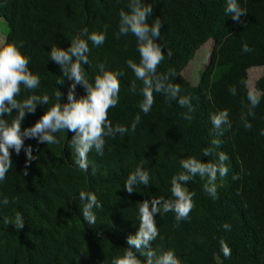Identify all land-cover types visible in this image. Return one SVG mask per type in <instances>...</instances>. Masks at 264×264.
<instances>
[{
	"label": "trees",
	"instance_id": "obj_1",
	"mask_svg": "<svg viewBox=\"0 0 264 264\" xmlns=\"http://www.w3.org/2000/svg\"><path fill=\"white\" fill-rule=\"evenodd\" d=\"M153 8V18L161 21L157 43L172 51L157 65V72L173 69V83L180 86L192 105L191 120L183 119L187 110L175 100L166 101L153 92V104L148 112H140L142 97L129 91L136 80L125 61H139L135 37L131 34L116 38L118 11L127 10V0H0V18L8 25L5 42H22L21 53L29 59L28 68L40 78L37 89L25 90L28 95L48 94L58 88L66 100L69 81L56 84L59 66L48 59L54 44L66 48L71 36L82 28L88 32H103L102 45L88 43L89 65L85 75L91 81L96 65L104 63L108 70L121 71L118 103L107 110L113 124L128 127L137 115L140 121L134 131L123 136L105 137L104 153H88L87 172L73 165L72 133H56L58 143L37 144L35 139L24 140L32 146L37 157L23 175L25 155L23 147L16 155L10 149L11 167L0 183V196H7L9 204L0 206V264H109L111 257L127 247L126 238L135 233L138 220L136 205L151 197L169 198L170 177L180 171L179 159L188 156L202 162L213 160L216 152L228 156V174L217 179V196L213 199L202 190L198 176L187 184L193 208L186 220L176 223L173 213L154 217L158 236L154 249L171 248L181 264H264V95L246 117L251 124L245 129L240 120L247 111L246 91L248 71L264 67V0H238L246 10L242 23L224 15L225 0H145ZM209 41L215 42L208 63L202 67L198 85L193 86L183 75L196 53ZM247 43L249 53L241 51ZM165 49H162L164 51ZM236 87V95L228 88ZM256 89L264 93V77L256 82ZM82 86L75 88V98L84 95ZM47 105H37L33 114H26L21 130L30 127L43 114ZM228 110L230 127L218 134L212 128L209 114ZM15 114V110H13ZM223 127V126H222ZM213 147L209 157L202 150ZM142 160L149 171L150 184L137 185L129 194L123 188L128 173ZM238 178L233 180L232 176ZM79 189L95 192L101 203L94 209L96 223L88 225L80 215V201L75 199ZM13 197L15 198L13 202ZM73 197V198H72ZM16 213L24 225L16 230L5 219ZM227 223L230 229L221 227ZM220 241L230 249L225 257Z\"/></svg>",
	"mask_w": 264,
	"mask_h": 264
},
{
	"label": "clouds",
	"instance_id": "obj_2",
	"mask_svg": "<svg viewBox=\"0 0 264 264\" xmlns=\"http://www.w3.org/2000/svg\"><path fill=\"white\" fill-rule=\"evenodd\" d=\"M224 15L231 16L234 22L242 23L241 17L246 14V10L239 6L238 0H225ZM127 10L118 11V31L114 33L116 38L131 34L135 37V50L139 55V61L132 59L125 61L128 69L131 70L136 80L141 82L139 89L136 88L135 81L130 84L129 91L139 93L142 99L138 107L145 115L150 111L153 104V92L162 94L166 101L175 100L176 104L187 111L182 114L183 119L191 120L192 105L187 95H181L180 86L172 82L175 77L173 69H168L164 73L157 72V65L167 56L171 57L172 51L166 49L163 44L157 43L161 39L159 18L152 17L153 8L145 0H127L125 5ZM66 48L53 45L48 50V59L59 66L60 77L56 84H64L69 81L66 100L62 101L63 93L57 90L52 92L51 101L48 94H31L25 98L17 99L21 92V86L28 91L37 89L40 78L33 74L29 68V59L22 54V42L0 43V183L4 182L5 174L11 167L10 152L19 155L22 147L26 157L23 175H27L28 164L36 160L32 154V146L24 145V140L35 139L37 144L54 145L59 141L55 135L58 132L67 130L71 132L69 140L72 153L74 154L73 165L76 169L87 172L88 153L94 151L97 156L104 153L105 137H112L117 134L123 136L126 132L134 131L140 116L137 115L128 127L122 124L113 125L107 119V110L114 108L118 103V93L120 90L119 77L123 75L121 71L108 70L104 63L96 65V73L92 75L91 81L85 75L84 64L89 65L88 43L99 46L104 43L103 32L89 33L87 28L80 29L74 33ZM6 41V37H5ZM162 49H165L162 51ZM241 51L249 53L252 49L247 43L241 44ZM170 77L172 79H170ZM246 91L247 111L241 113L240 120L245 129H249L251 124L246 117L254 115L253 109L260 103V90L249 88L246 81L241 82ZM82 86L84 95L75 98V88ZM236 87L230 86V95H236ZM37 105H47L43 114L30 127L21 130V122L26 114H33ZM15 110V114H13ZM212 128L222 134L229 128L228 110L221 109L209 114ZM223 126V127H222ZM264 135V132L261 133ZM220 141L212 139V147L202 150V155L209 157L213 147L218 146ZM228 156L224 152H216L213 160L202 162L200 158L188 156L179 159L177 173L173 174L169 180V198L151 197L139 202L136 205V218L138 224L135 233L127 236V247L120 253L114 254L109 264H181V259L169 248L166 250L154 249L152 242L158 236V228L154 217L172 212L176 223L188 218V214L193 208L192 196L187 184L193 177L198 176L202 184V190L213 199L217 196V179L225 177L229 168L225 164ZM146 160H142L131 170L123 182V188L129 194L134 191L137 185L147 186L150 184L149 171L144 166ZM238 177L232 176L235 180ZM75 199L80 201L79 211L84 222L88 225L96 223L94 209H100L101 203L97 199L95 192L86 189H79ZM73 198V197H72ZM15 198L13 197V202ZM9 199L7 196H0V206H7ZM11 222L16 230H20L24 225V219L20 213H16L4 223ZM225 230L230 229V225H221ZM220 250L227 257L230 249L224 241H220Z\"/></svg>",
	"mask_w": 264,
	"mask_h": 264
},
{
	"label": "rangeland",
	"instance_id": "obj_3",
	"mask_svg": "<svg viewBox=\"0 0 264 264\" xmlns=\"http://www.w3.org/2000/svg\"><path fill=\"white\" fill-rule=\"evenodd\" d=\"M9 32L8 25L6 21L0 18V43L5 42V37ZM215 46V42L209 41L206 43L197 53L194 60L187 66L184 70V77L193 85H198L202 67H204L211 56V52ZM206 67V66H205ZM248 87L256 89V82L264 77V67H255L248 71Z\"/></svg>",
	"mask_w": 264,
	"mask_h": 264
}]
</instances>
